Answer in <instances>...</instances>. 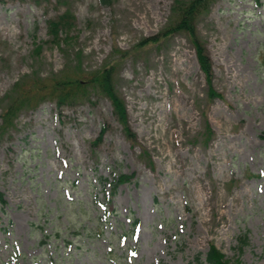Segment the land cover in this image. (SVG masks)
Wrapping results in <instances>:
<instances>
[{
    "label": "rangeland",
    "instance_id": "1",
    "mask_svg": "<svg viewBox=\"0 0 264 264\" xmlns=\"http://www.w3.org/2000/svg\"><path fill=\"white\" fill-rule=\"evenodd\" d=\"M173 5L0 0V264H197L211 242L232 263L264 264V0H216L198 19L223 94L214 100L187 34L143 42L178 20ZM64 13L70 47L49 35ZM108 63L137 142L97 85L61 108L17 90ZM122 173L132 179L108 201Z\"/></svg>",
    "mask_w": 264,
    "mask_h": 264
},
{
    "label": "trees",
    "instance_id": "2",
    "mask_svg": "<svg viewBox=\"0 0 264 264\" xmlns=\"http://www.w3.org/2000/svg\"><path fill=\"white\" fill-rule=\"evenodd\" d=\"M103 5H111L115 0H99ZM216 0H174V12L178 14L179 18L177 21L171 23L164 32L146 38L143 42L156 43L160 41L162 37L173 35L176 32H182L188 35L192 44L196 50V56L200 69L205 75L206 82L208 85V98L209 100H214L215 98L223 97V94L217 90L214 84L215 70L213 65V59L210 55L207 45L201 39L198 34L197 21L201 15L208 13L211 5ZM257 4L261 3V0H254ZM74 15L71 13H64L59 15L57 18L50 19L48 21L49 35L52 36V42L57 45H68L71 46L74 36H70L71 29L73 27ZM66 34L63 36V34ZM143 43V44H145ZM68 47V48H69ZM64 50V49H63ZM68 58V55H65ZM78 64V69L76 73L82 72L80 63L81 58L74 60ZM72 64V61L69 62ZM68 64V65H69ZM114 63H108L97 71H94L86 79H81L80 77L72 78L71 75H63L58 77L57 81H44L40 76L36 75L31 81L28 82H17V90L23 91V96L27 97L26 104L29 100H35L38 96L47 95L52 97L51 99L56 100L59 107H62L68 103L77 101L78 99L83 98V92L81 89H86L89 86L97 85L102 92L111 100L113 105L114 113L117 119L124 127V131L127 137L132 142H137V133L133 130L130 119L128 107L125 99L119 94L115 85V68ZM69 71V70H68ZM67 70L64 73L68 72ZM70 73V72H68ZM21 94V92H20ZM14 95L13 98L9 101L8 105L4 108L2 117L4 123L8 124L17 114L20 109L19 103L23 102V98ZM208 134H212L213 130L211 125H207ZM106 131V128H103L100 136L97 139V143L102 139ZM262 139H264V131L261 134ZM209 141V136L207 137ZM132 179L131 174H117L114 175L112 180H109L111 183V191L108 197V201L111 200V193L117 191L118 187L126 182H129ZM0 203H7L4 193L0 190ZM127 233V231H124ZM247 238L242 237L240 239V249L242 246L247 243ZM236 264L232 263L228 259L214 242H211L209 249L206 253L205 259L200 255L197 257V264Z\"/></svg>",
    "mask_w": 264,
    "mask_h": 264
}]
</instances>
